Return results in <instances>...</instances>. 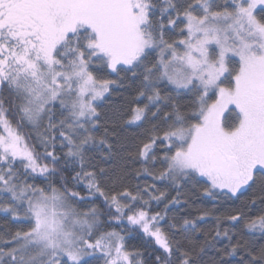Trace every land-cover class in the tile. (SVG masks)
I'll use <instances>...</instances> for the list:
<instances>
[{"label": "snow or ice", "instance_id": "obj_1", "mask_svg": "<svg viewBox=\"0 0 264 264\" xmlns=\"http://www.w3.org/2000/svg\"><path fill=\"white\" fill-rule=\"evenodd\" d=\"M189 181L251 198L200 241ZM0 213V264H264V0H0Z\"/></svg>", "mask_w": 264, "mask_h": 264}, {"label": "trees", "instance_id": "obj_2", "mask_svg": "<svg viewBox=\"0 0 264 264\" xmlns=\"http://www.w3.org/2000/svg\"><path fill=\"white\" fill-rule=\"evenodd\" d=\"M123 75V74H122ZM109 79H115V76H106ZM131 95H135L133 91H131V86L129 84H125L124 88L116 89L112 92L110 96L106 100L102 102L101 106V113L104 118L111 117L112 114L118 110L122 109L125 105L127 98ZM134 129H129L128 131L131 132ZM103 129L100 130L99 134H102ZM138 131V130H137ZM122 161L120 160V156L118 155L112 164V167L115 173H119L120 166ZM139 167V165H136ZM126 183L136 184L138 181L134 179H129L125 181ZM143 183L144 181H139ZM151 183V181H148ZM157 187L162 191H167L169 193V199L177 195V192L173 190V188L169 185L168 182H158ZM204 185L202 182L197 183L195 181H189L187 183H183L182 187L179 191L182 193L181 195V205L176 207H172L171 210L168 212L169 221H171L172 217H176L178 220L184 216L188 217H195L199 215L200 210H207L211 213L208 217L204 219L203 222L200 224V228L202 229L201 232L197 233V236L200 241H203L206 237L211 239V234H214V230L216 227V217L217 216H225L232 212V210L240 208L245 202H247L251 198V193L246 192L243 196H240L239 199L235 198H228L225 196H217L216 198L206 196L204 194ZM167 203V201H165ZM97 205H100L103 208V205L100 200L96 201ZM156 211H163L164 205L161 204L159 207L153 206ZM104 211H107L106 208H103ZM226 227L229 225L225 224ZM4 227H12L15 230L16 226L11 225L10 218L6 217L4 214L0 213V228ZM243 225L240 224L236 227L235 231L239 233L237 238L243 236ZM135 235V234H134ZM244 239H250L247 236H243ZM145 243L146 240L142 236L135 235V238L130 239L128 241L129 246H135L140 248L141 250H145ZM227 244L226 239H222L217 241L215 244V248L209 249L207 251V255L204 257V264H212V261L218 259L217 250L222 248L224 245ZM147 252L151 253L152 248L149 247L146 249ZM242 253L235 257H225L226 260L229 261V264H238Z\"/></svg>", "mask_w": 264, "mask_h": 264}]
</instances>
